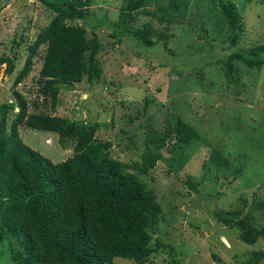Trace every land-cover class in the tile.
Returning <instances> with one entry per match:
<instances>
[{
	"label": "rangeland",
	"instance_id": "374dc122",
	"mask_svg": "<svg viewBox=\"0 0 264 264\" xmlns=\"http://www.w3.org/2000/svg\"><path fill=\"white\" fill-rule=\"evenodd\" d=\"M231 1L240 12L238 44L264 42V5ZM121 5V0H90L89 11L97 20L112 23ZM155 9V1L149 0L126 17L132 28L150 22L151 39L157 31L166 34L165 43L161 40L149 49L136 45L130 36L119 40L111 36L112 29L105 23L86 24L87 36L92 37L93 31L100 43L96 54L100 76L92 82L83 79L61 86L54 114L92 126L95 138L111 143L110 155L127 164L140 163L144 141L148 142L156 162L138 177L161 205L153 236L163 247L143 264H169L170 258L175 264H244L250 251L264 247V239L250 245L241 242L237 228L218 222L214 212L239 208L257 223L264 221V66L249 68L234 60L231 75H225L226 32L209 0H186L183 16L168 30L147 15ZM51 16L37 0H0V54L11 56L15 65L10 74L3 73L4 65H0V103L13 100L10 85L26 47ZM43 50L44 44L15 88L28 101L29 110L49 113L35 85ZM145 97L149 102L144 105ZM176 117L192 126L199 138L187 149L156 148L153 139ZM47 132L18 126L22 142L50 161L72 155V141L61 148L56 133ZM212 149L240 169L239 177L227 183L221 172L205 168L203 159ZM128 170L134 171L131 166ZM186 176L194 188L185 183ZM239 194L245 202L239 201ZM10 262L4 239L0 241V264ZM112 264L136 263L114 257ZM259 264H264V257Z\"/></svg>",
	"mask_w": 264,
	"mask_h": 264
},
{
	"label": "trees",
	"instance_id": "16d2710c",
	"mask_svg": "<svg viewBox=\"0 0 264 264\" xmlns=\"http://www.w3.org/2000/svg\"><path fill=\"white\" fill-rule=\"evenodd\" d=\"M37 1L52 16L26 47L22 65L10 85L13 100L0 103V241L6 240L12 264H112L114 257L143 264L163 247L159 238L153 236L161 205L138 177L156 162L148 142L144 141L140 163L127 164L110 155L111 143L95 138L92 126L76 124L54 113L61 86L68 87L83 79L92 82L100 76L96 59L100 43L93 31L92 37L87 36L86 24L92 22L91 27H97L105 23L112 29L111 36H118V40L130 36L142 49L161 40L165 43L166 34L157 31L156 38L151 39L153 29L148 21L141 28L127 26L126 17L140 11L149 0H121L112 23L94 18L89 11L90 0ZM154 1L155 11L147 15L163 24L164 30L184 14L186 0H166V4ZM244 1L264 5V0ZM209 2L226 32L225 75H231L234 60L249 68L264 66V42L246 47L238 44L240 12L234 3ZM77 21L82 24H75ZM42 44L35 85L49 113L29 110L28 101L15 88L31 70L32 59ZM0 65H4L5 74L15 68L13 58L6 54H0ZM143 102L145 105L149 98L145 97ZM32 105L35 106L33 102ZM174 121L168 122L165 131L153 139L156 148L167 147L165 150L171 152L187 149L199 138L196 130L179 117ZM21 125L56 133L61 148L72 141V155L60 162L50 161L22 142L18 135ZM203 161L206 169L221 172L227 183L240 175V169L216 149L208 151ZM130 166L134 171L128 170ZM185 183L194 188L189 176ZM241 195L239 201L245 202ZM214 218L237 228V239L245 244L264 239V221L257 223L239 208L214 212ZM249 253L242 262L259 264L264 247ZM212 257L216 259L215 255ZM168 263L177 262L170 258Z\"/></svg>",
	"mask_w": 264,
	"mask_h": 264
},
{
	"label": "crops",
	"instance_id": "0c3cea01",
	"mask_svg": "<svg viewBox=\"0 0 264 264\" xmlns=\"http://www.w3.org/2000/svg\"><path fill=\"white\" fill-rule=\"evenodd\" d=\"M47 133H50V131H48Z\"/></svg>",
	"mask_w": 264,
	"mask_h": 264
},
{
	"label": "clouds",
	"instance_id": "9594fccd",
	"mask_svg": "<svg viewBox=\"0 0 264 264\" xmlns=\"http://www.w3.org/2000/svg\"><path fill=\"white\" fill-rule=\"evenodd\" d=\"M57 135V134H56Z\"/></svg>",
	"mask_w": 264,
	"mask_h": 264
}]
</instances>
